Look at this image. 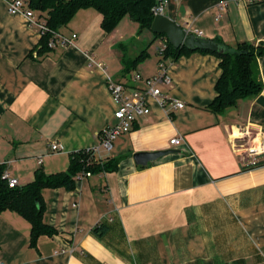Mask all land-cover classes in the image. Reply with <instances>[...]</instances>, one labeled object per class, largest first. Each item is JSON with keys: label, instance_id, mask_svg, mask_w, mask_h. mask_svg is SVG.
<instances>
[{"label": "crops", "instance_id": "crops-1", "mask_svg": "<svg viewBox=\"0 0 264 264\" xmlns=\"http://www.w3.org/2000/svg\"><path fill=\"white\" fill-rule=\"evenodd\" d=\"M9 1L0 0V166L22 187L38 171H67L73 154L98 147V134L114 124L117 108L107 79L134 86V72L155 76L164 38L152 49L155 34L139 31L133 20L107 34L102 15L86 9L59 30L77 34L74 45L36 56L40 34L9 12ZM229 1L221 12L219 4ZM163 15L231 49L264 42V1L169 0ZM144 50L149 57L125 73V61ZM89 58L103 68L90 67ZM166 63L172 82L162 91L185 108L149 98L150 113L118 136L111 152L100 151V160L119 161L116 171L77 180L73 191L44 189V222L57 232L35 246L29 221L1 213L0 262L264 264V165L246 166L247 156L229 136L247 125L264 133V108L258 98H246L220 114L208 110L222 73L216 55L196 52ZM257 69L264 97V57ZM175 138L179 145H171ZM53 143L60 152L52 151ZM158 151L173 152L146 166L135 163L136 153Z\"/></svg>", "mask_w": 264, "mask_h": 264}, {"label": "trees", "instance_id": "trees-1", "mask_svg": "<svg viewBox=\"0 0 264 264\" xmlns=\"http://www.w3.org/2000/svg\"><path fill=\"white\" fill-rule=\"evenodd\" d=\"M28 6L39 18H44L47 26L54 31H59L67 26L75 15L86 9H94L103 19L101 28L107 34L114 32L126 17L136 22L141 30H151L155 16L153 8L159 0H27ZM155 39L164 38L168 42L164 54L166 60H177L182 56H190L200 52L216 55L220 59L221 76L216 84L217 95L208 107V110L220 114L225 110L237 106L240 100L258 98L263 91V85L258 79L257 59L264 57V42L255 46L241 43L231 49L220 40H213L216 44L226 49L224 53H214L209 50H191L187 47L174 48L165 35L155 34ZM50 34L42 37L37 54L42 56L50 49L48 42ZM149 57L148 51H142L134 60L125 61V73L131 72L137 65ZM161 59V58H160ZM159 59V60H160ZM117 159L96 160L84 151L71 156L70 166L67 171L55 174H46L38 171L34 180L16 188H10L2 180L5 169L0 166V214L4 211H13L21 215L31 224V244L36 245L41 236H52L56 230L44 222L45 203L42 197L44 189L64 188L73 191L76 187L77 177L82 172L101 174L114 172L118 169ZM94 233L102 235L104 230L95 228Z\"/></svg>", "mask_w": 264, "mask_h": 264}, {"label": "built area", "instance_id": "built-area-1", "mask_svg": "<svg viewBox=\"0 0 264 264\" xmlns=\"http://www.w3.org/2000/svg\"><path fill=\"white\" fill-rule=\"evenodd\" d=\"M263 1L264 0H245L248 4H256ZM231 3L232 2L229 1L219 4V10L221 12L226 11ZM8 4L9 12L23 15L27 19L29 26L38 30L41 38L47 34L51 35L48 42V48L50 50L74 45L78 37L77 34L67 36L59 31L51 30L47 26L46 20L44 18H39L38 14L29 8L27 0H11ZM168 4L169 0H160L152 10L154 16L163 15L164 9ZM186 32L188 34L197 35L198 37L204 35L202 31L193 28L186 30ZM167 46L168 42L164 39L159 49V56L161 59L159 60L158 72L155 76L144 78L139 72H134L130 76L131 80L136 84L134 86H131L130 82L118 83L111 78L107 79L109 91L117 105L114 113L115 122L113 125L104 128L98 134V147L85 151L91 158L99 157L100 160V151L102 149L106 152H111L117 137L121 134L131 132L136 119L150 113L149 98L156 100L163 107L170 106L173 110H183L185 108L183 102L166 96L162 91V86L164 84L170 85L172 82L168 74L167 60L164 58ZM34 55L38 56L36 53H34ZM89 59L90 67L96 66L98 68H103L102 63L96 62L92 58ZM138 83H142L144 86L139 87L137 85ZM229 136L231 144L236 152H242V154L247 156L248 163L246 166L254 168L264 165V133L257 135L254 131L250 130V125H247L241 131L237 128L233 129ZM179 144V138L171 140V145ZM51 149L53 152H60L61 147L59 144L53 143ZM91 175L92 174L89 172H82L78 175L77 180H83L85 177H90ZM2 180L6 181L10 188L19 186L18 179L12 177L6 171L2 174ZM0 264L3 263L0 262Z\"/></svg>", "mask_w": 264, "mask_h": 264}, {"label": "water", "instance_id": "water-1", "mask_svg": "<svg viewBox=\"0 0 264 264\" xmlns=\"http://www.w3.org/2000/svg\"><path fill=\"white\" fill-rule=\"evenodd\" d=\"M151 32L157 35H165L169 43L176 49L187 47L191 50H209L214 53H224L225 48L216 44L213 40L196 37L194 34H188L182 26L164 15L155 17ZM257 104L264 108V97L260 96L257 99ZM173 151H158V152H140L134 155L135 163L139 166H146L152 161L165 157Z\"/></svg>", "mask_w": 264, "mask_h": 264}, {"label": "rangeland", "instance_id": "rangeland-1", "mask_svg": "<svg viewBox=\"0 0 264 264\" xmlns=\"http://www.w3.org/2000/svg\"><path fill=\"white\" fill-rule=\"evenodd\" d=\"M127 22H128V24H129V22H132L131 19H130L129 17H126V19H125L124 21H122L121 24H120V25H121V28H122L123 30H124L125 24H126ZM132 24H135L136 26H138L139 31L141 30V29H140V26H139L137 23H132ZM125 31H126V34H127V35H131V36L133 35V34H132L133 31H132L130 28L125 29ZM148 32H150V31H148ZM151 34H152V33H151ZM131 36H129V37H131ZM150 44L152 45L151 48L153 49L154 46H156V47L158 46V44H159V40H157V39H156V40H153V39H152Z\"/></svg>", "mask_w": 264, "mask_h": 264}]
</instances>
